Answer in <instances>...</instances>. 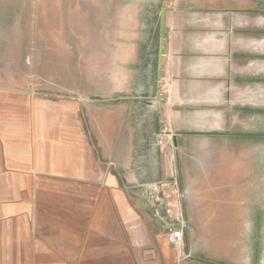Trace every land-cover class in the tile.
<instances>
[{
  "label": "crops",
  "instance_id": "obj_1",
  "mask_svg": "<svg viewBox=\"0 0 264 264\" xmlns=\"http://www.w3.org/2000/svg\"><path fill=\"white\" fill-rule=\"evenodd\" d=\"M159 1L0 0L8 18L77 19L73 42L53 45L23 42L17 21L0 27V264H134L129 241L138 264H179L163 230L180 217L188 229L189 213L182 204L168 218L158 186L177 163L187 198L185 164L202 162L193 156L202 147L217 174L226 160L219 106L234 72L204 57L200 39L189 43L187 27L173 28L176 14L162 17ZM158 127L169 144L162 154ZM131 186L154 190V236Z\"/></svg>",
  "mask_w": 264,
  "mask_h": 264
},
{
  "label": "rangeland",
  "instance_id": "obj_2",
  "mask_svg": "<svg viewBox=\"0 0 264 264\" xmlns=\"http://www.w3.org/2000/svg\"><path fill=\"white\" fill-rule=\"evenodd\" d=\"M38 1L35 0L36 6L41 5ZM160 5L162 17L165 12H170L169 16L176 14L168 18L173 28L189 29V43L200 39L198 42L206 48L204 57H220L234 72V80L226 88L227 94L231 91L226 105L219 106L220 114H226L225 129L219 132L225 137L217 147L221 154L226 153V160L219 163V171L214 173L215 163L206 161L208 148L202 147L201 155H192L203 161L185 164L193 175L187 180L190 185L193 183L187 186V198L181 191L177 163H170L172 177L158 186L160 197L162 191L173 187L177 191V207L181 210L183 204L189 213L188 229L181 217L176 226L183 230V248L176 249L179 264H264V0H161ZM7 16L0 12V27L14 26L17 21V26L27 32L22 34L23 42L53 45L71 43L75 37L77 19L73 13L40 12L19 19ZM168 19L163 18V24ZM162 85L165 80L159 81L164 91ZM166 135L165 129L157 128L158 154H162V148L169 149ZM210 175L213 176L207 177ZM130 192L131 203L144 213L154 236L158 226L148 209L154 202V190L131 186ZM163 232L166 235L167 231ZM130 235L140 237L136 231ZM126 246L134 264H138L133 241ZM114 262L97 260V264Z\"/></svg>",
  "mask_w": 264,
  "mask_h": 264
},
{
  "label": "built area",
  "instance_id": "obj_3",
  "mask_svg": "<svg viewBox=\"0 0 264 264\" xmlns=\"http://www.w3.org/2000/svg\"><path fill=\"white\" fill-rule=\"evenodd\" d=\"M161 139V136H160ZM162 144V142H160ZM176 190L170 187L168 191H162V203L165 205V215L168 218L174 216V209L177 207ZM175 195V197H174ZM178 220V219H177ZM167 241L175 249L181 251L183 248V230L180 227L170 226L167 229Z\"/></svg>",
  "mask_w": 264,
  "mask_h": 264
}]
</instances>
